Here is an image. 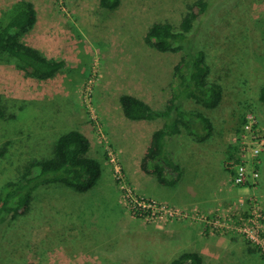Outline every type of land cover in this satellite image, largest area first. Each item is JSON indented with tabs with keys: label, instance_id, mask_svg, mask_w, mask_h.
Segmentation results:
<instances>
[{
	"label": "rangeland",
	"instance_id": "374dc122",
	"mask_svg": "<svg viewBox=\"0 0 264 264\" xmlns=\"http://www.w3.org/2000/svg\"><path fill=\"white\" fill-rule=\"evenodd\" d=\"M16 1L0 0V18ZM29 1L35 6L37 22L22 40L48 58L63 59L65 65L51 78L37 79L27 75L10 56L0 53V108L3 111L0 116V191L7 181L20 177L28 161L53 156L56 139L70 129H79L86 136L97 135L107 156L105 143L97 133L96 125L100 124L96 113L107 104L106 108L114 117H118L116 111L123 117L119 97L134 90L132 82L159 98L168 94L169 99L174 92L172 64L180 61L187 47L160 51L147 44L144 36L153 22L167 21L178 27L193 0H120V5L112 9L102 8L98 0ZM192 34L191 43L184 41L183 44L204 51L211 68L209 79L221 83L224 96L220 106L214 109L189 100L186 103L187 109L204 112L212 122L211 133L202 142L179 144L178 135L168 140V152L181 166L180 171L183 163L187 165L194 159L209 162L202 166L205 175L200 182L187 179L182 188L183 180H178L180 185L175 197L182 190L188 195L190 183L202 184V187L218 183L217 179L212 181L213 178L206 177V173L212 170V165L217 173L218 164L223 172L219 154L226 151L228 135L243 121L246 111L258 116L264 131V108L258 101L259 87L264 83V0H239L224 10L211 5L202 22L197 20ZM87 87L91 94L85 99ZM116 127L121 135L125 133L122 122ZM203 142L214 148H204L205 152L198 153L196 147ZM135 148L139 149L137 143ZM125 155L134 161L138 156L135 149L125 151ZM261 160L257 193L264 207V151ZM101 166V178L86 192H76L61 183L36 189L28 212L2 231L0 264H68L70 262L64 260L67 261L69 255L80 257L82 252H88L80 258L86 264H115L105 259L107 255L123 252L126 247H119L122 243L130 245L142 241L140 250L142 246L145 249L141 254L148 247L155 248L152 240L157 241V246L160 243L175 245L176 239L161 231L170 221L158 226L146 224L122 211L126 218L137 220L139 225L125 230L117 226L118 211L123 207L116 204L119 192L116 189L115 194L108 185L107 170ZM229 181L236 195L226 203L221 201L207 209L197 204L180 206L195 205L203 211L221 206L237 209L245 190L233 185L231 178ZM165 189L161 194L174 193L172 187ZM199 228L202 233V226ZM218 235L237 237L246 247L257 249L237 235ZM126 251L133 253V249ZM152 251L155 254V250ZM237 258L243 264H253L255 258L264 264L259 250L251 251L246 262L244 253ZM114 260L122 259L119 256Z\"/></svg>",
	"mask_w": 264,
	"mask_h": 264
},
{
	"label": "trees",
	"instance_id": "16d2710c",
	"mask_svg": "<svg viewBox=\"0 0 264 264\" xmlns=\"http://www.w3.org/2000/svg\"><path fill=\"white\" fill-rule=\"evenodd\" d=\"M238 1L193 0L178 27L167 21L153 22L146 31L145 42L157 50L178 51L187 47L185 55L173 68L174 92L163 108H153L132 94L119 97L127 118L163 121L162 126L153 132L140 162L142 172L155 177L160 184L174 185L181 175L179 164L173 161L167 149L169 138L184 129L202 141L212 130L209 117L200 110L187 109V101L214 109L220 106L224 96L221 83L209 79L211 68L204 51L183 42L191 43L197 20L202 22L211 5L224 10ZM98 3L102 8L112 9L120 0H98ZM36 22L34 4L29 0L16 1L0 18V53L10 56L27 75L47 79L55 76L65 61L48 58L22 40ZM258 92V101L264 108V83ZM0 116H3L1 108ZM89 149V138L79 129H70L56 139L53 156L28 161L17 180L6 182L0 191V240L8 224L28 212L33 194L39 187L61 183L83 193L96 184L101 175V164L89 155ZM249 249L258 252L255 248ZM169 264H203V259L198 251L182 250L170 259Z\"/></svg>",
	"mask_w": 264,
	"mask_h": 264
},
{
	"label": "crops",
	"instance_id": "0c3cea01",
	"mask_svg": "<svg viewBox=\"0 0 264 264\" xmlns=\"http://www.w3.org/2000/svg\"><path fill=\"white\" fill-rule=\"evenodd\" d=\"M172 65L174 68L175 63ZM132 88L134 89L131 92L132 95L144 100L152 107L158 109L163 108L164 107L163 104L165 105L168 99V94L164 95L165 98H159L153 95V93L151 92L148 91L145 92L144 89L137 86L136 83L134 82H132ZM150 96L152 98H150L149 100ZM106 107H108V105L103 104L101 112L96 113L99 118L98 123L100 124V127L102 128V131L108 143L116 152L118 157V162L122 167V170L124 171L128 182L139 193L179 205L197 204L204 209L214 207L218 204V202L221 203V201L226 203L227 201L235 197L236 195L235 189L233 186L230 185V181H229L230 176L225 170L223 164V161L227 156L228 148H230L229 142H230V134L232 132L228 135V147L226 151H223V153L220 152L219 154V162L222 163L221 168H223V172L220 169V164H218L219 171H217V173H215L214 171L215 168L214 165H212L211 168L212 170L206 173L207 175L206 177L213 178L212 181H215L217 179L218 183H216L212 187H204V186L202 187V184L198 186V185H192L190 183L187 186L188 195H186L185 191L182 190L180 191L181 194L178 197H175L176 191L178 190L180 185V181H177L174 185H163L158 183L155 180V178L152 177L151 175L142 172L140 168L141 158L144 154L147 145L150 142V138L153 132L162 126L163 121L160 119L134 120L127 118L125 115H124L125 117L124 116L122 117L119 111H116L115 113V115L118 114V117H114V115L111 114ZM119 121L124 124L125 133L122 135L120 134V132L116 127V124ZM96 136L97 135L93 133L89 134V136L87 135V137L90 140L89 155L92 152L93 153L92 157L98 159L101 162V164L105 167L108 175L107 183L111 188H113L116 194L117 188L115 186L112 177V165L107 162V156L105 155L102 149V144L100 143V141L97 139ZM178 136H179V141H178L179 144H186V145L193 143L199 144L198 142L203 141V140L199 141L196 138L192 137L184 129H182V131L178 134ZM125 142L127 143V146H125ZM136 143L137 145H139V149L135 148ZM200 146H201V150L199 149ZM199 148L196 147V151L201 154L204 151L202 149L214 148V146L205 145V142H203V144L199 145ZM132 149H135L138 155L136 161L131 160L129 157H126L125 155V151H131ZM199 155L198 158H200ZM206 163L209 164V162L195 161V159L191 162H188L187 165L183 163L182 165L183 168L181 170V175L179 177V179L183 180L182 188L184 187L185 180L187 179L198 182H200L201 179H203L205 175V171L203 170L202 166H205ZM101 176H102V166H101L100 178ZM96 183H98V181ZM168 187H172L174 193L172 195H168V193L161 194L162 190H166L165 188ZM116 199L118 200L116 204H118L120 207L121 201L119 195H116ZM122 211L123 209H120V211H118L117 226H119V228L125 230L129 227L139 225L137 223V220L126 218ZM156 228H160V227H156ZM161 231L166 232L167 237L176 239L177 241L176 244L169 245L167 243H160L161 245L157 246V241L152 240L150 242L155 245V248L148 247L146 249V252L144 254H141L140 252H142L143 249H145V247L142 246V249L140 250V243L142 241L140 240L134 241L130 245L129 243H122L119 245V247H123V248L126 247L123 250V252L119 253V255L116 256H113L112 254H110L111 256L107 255L108 259L105 260H107V262H113L115 264H169L170 259L176 253L182 250H195L201 254L203 259V264H243V262L242 263L239 262L238 260L239 258H237V256L239 254L244 253L245 254L244 262H246L247 257H249V253L251 252V250L245 246L243 241L241 239H238L237 237L230 238L228 236H221L218 234L217 235L203 234L201 233L198 224H191L187 221H170L166 223V225L163 227V229H161ZM126 249L127 250L133 249V253L127 252ZM137 249L138 251H136ZM152 249L155 250V254L153 253ZM225 250L227 251L225 252ZM82 254L83 255L80 257H78V255H74V257L73 256L70 257L69 255L67 257L68 260L67 261L64 260V262L69 261L70 263L68 264H86V262L81 260L80 258L85 257V255H88V252L85 253L82 252ZM119 256L121 257L122 260H114V259H118ZM111 257H113L114 259H111ZM252 262L253 264L254 263L261 264L260 259L257 258H255V260Z\"/></svg>",
	"mask_w": 264,
	"mask_h": 264
},
{
	"label": "built area",
	"instance_id": "2783aa9c",
	"mask_svg": "<svg viewBox=\"0 0 264 264\" xmlns=\"http://www.w3.org/2000/svg\"><path fill=\"white\" fill-rule=\"evenodd\" d=\"M90 94L91 90L87 87L85 99ZM96 126L99 138L105 143L108 162L112 165V177L123 211L129 217L157 226L166 221H187L201 225L202 233L237 235L255 245L264 257V207L257 193L262 165L261 154L264 151V131L253 111H246L243 121L230 134L229 154L224 159V168L233 185L245 190L244 197L235 210L232 206H221L203 211L195 205H174L139 193L128 182L117 154L108 143L102 128L100 125Z\"/></svg>",
	"mask_w": 264,
	"mask_h": 264
}]
</instances>
